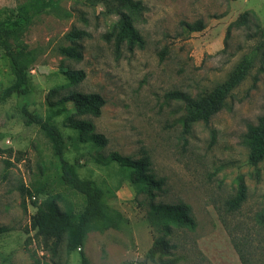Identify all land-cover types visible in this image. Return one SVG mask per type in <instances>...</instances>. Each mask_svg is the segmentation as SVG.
Here are the masks:
<instances>
[{"label":"rangeland","instance_id":"1","mask_svg":"<svg viewBox=\"0 0 264 264\" xmlns=\"http://www.w3.org/2000/svg\"><path fill=\"white\" fill-rule=\"evenodd\" d=\"M28 1L0 0V12ZM134 1L142 3L131 20L143 45L132 51L127 42H116L125 21L114 0H51L25 34L38 55L31 71V111L45 117L48 95L56 88H63L62 94H100L106 101L99 117L79 118L105 137L104 146L70 128L64 116L55 119L67 143L66 159L81 178L98 183L104 204L125 219L118 230H91L85 253L92 264L174 259L176 264H243L239 247L249 264H264V161L251 165L246 145L249 127L264 118V0ZM246 12L247 24L233 27L228 35L229 26ZM198 21L204 23L203 31L190 32L182 25ZM73 29L91 35L79 42L81 61L59 51L71 45L66 35ZM251 56V72L224 109L185 134L186 102L168 94L182 92L192 99L209 94ZM62 67L84 71L85 80L70 86ZM15 81L0 50V264H80L78 252L67 253L66 239L56 246L54 239L31 228V216L48 198L60 196V207L70 206L76 214L84 200L59 183L51 143L39 126L24 124L16 98L2 101ZM115 152L134 160L148 155L150 173L165 180L162 190L148 193L131 168L110 159ZM239 177L247 185V199L230 211L227 203L236 194ZM23 187L33 192L35 206L29 201L25 206ZM179 203L191 208L194 228L151 220L153 206ZM160 238L173 247L172 255L152 261L147 253Z\"/></svg>","mask_w":264,"mask_h":264},{"label":"trees","instance_id":"2","mask_svg":"<svg viewBox=\"0 0 264 264\" xmlns=\"http://www.w3.org/2000/svg\"><path fill=\"white\" fill-rule=\"evenodd\" d=\"M118 8L117 13L122 15L125 25L117 34L116 42L121 45L127 42L132 51L136 45L142 46L143 40L135 29L131 20L132 15L138 13L142 8L140 1L114 0ZM51 0H30L17 9H5L0 12V50L8 57L12 73L16 81L2 95V101L13 97L17 100V110L26 126L37 125L51 143L53 154L57 159L59 183L83 197L84 207L78 214L68 206L62 209L59 205L60 196H52L37 206V212L31 216V228L38 236L45 239H54L55 245H59L66 239L68 254L78 252L80 264H92L84 247L88 233L91 230L105 232L110 229H120L125 219L116 211H112L104 204V191L93 179L81 178L77 166L69 162L66 157L67 143L65 138L55 124V119L64 116L68 126L77 130L81 135L89 134V141L96 146H104L107 141L101 134L94 132L92 123L81 120L84 116L99 117L106 104L100 94H84L77 91H69L62 94L63 88L53 89L48 95V113L41 116L30 108L34 104V94L31 87V71L38 60L37 52L31 49L25 40V34L32 25L34 19L43 14L51 7ZM124 11H128V14ZM4 14V16H3ZM249 12L242 14L228 28V35L235 26L247 24ZM190 32H200L205 29L202 21L194 24L182 23ZM90 33L84 30L73 29L66 39L71 45L61 47L60 53L68 59L81 61L83 51L79 42L90 38ZM262 48V68H264V34ZM164 55V54H163ZM163 58V57H162ZM254 66V57L242 59L229 77L218 85L211 93L203 95L198 99H192L182 92H173L169 97L184 100L187 105V116L184 121V133L189 134L192 126L200 121L208 123L213 116L226 106V101L232 91L237 88L249 75ZM61 71L69 80L70 86L82 83L86 74L82 70L61 68ZM73 104L68 108L67 104ZM85 141V140H83ZM88 141V139H87ZM246 145L249 149V163L258 166L264 161V118L259 125H251L246 136ZM112 161L122 167L131 168L138 176L139 182L151 195L154 191L162 190L165 185L163 178L157 179L151 174L152 162L148 155L139 160L112 153ZM24 204L36 205L34 194L27 188H22ZM248 188L243 177H239L235 196L228 201L230 211L240 209L247 199ZM264 223V214L260 216ZM151 220L162 224H171L179 228H194L195 221L191 208L185 203L175 205L158 204L153 206ZM173 247L165 238L155 240L147 253V257L155 261L156 258H164L172 255ZM243 264H249L244 252L238 247ZM161 264H176V259L164 261Z\"/></svg>","mask_w":264,"mask_h":264}]
</instances>
